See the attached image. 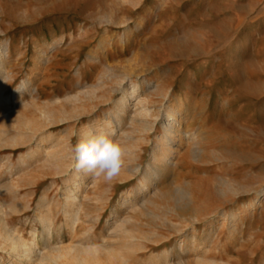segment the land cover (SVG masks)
<instances>
[{"label": "rangeland", "instance_id": "1", "mask_svg": "<svg viewBox=\"0 0 264 264\" xmlns=\"http://www.w3.org/2000/svg\"><path fill=\"white\" fill-rule=\"evenodd\" d=\"M139 22L138 29H130ZM2 53L0 135L20 138L15 145L0 141V202L6 210L10 202L15 205L7 216L9 226L26 237L37 227L35 207L45 194L55 224H62L64 245L103 238L134 264H157L164 253L172 264H264V194L236 220L230 241L228 229L218 226L226 223L222 211L239 212L252 201L249 188H264V0H0ZM132 80L142 82L138 98L147 100L151 112L162 100L157 93H172L163 102H173L187 133L173 142L176 152L158 186L187 189L191 210L183 204L176 212L168 210L159 197L147 203L152 186L145 196L134 190L140 174H128V167H146L153 135L150 142L142 140L140 118L134 115L140 105H130L122 133L117 130L126 149L123 179L83 172L81 219L71 230L59 211L70 182L38 157L17 167V157L37 146V135H67L73 147L80 127L92 124L97 133L109 120L110 97L119 96L116 84L126 87ZM22 82L27 88L14 100L12 93ZM72 94L78 98L65 99ZM72 110L78 117L43 126L44 111ZM6 114L17 121L3 119ZM27 119L39 128L32 139L23 137L25 129L18 124ZM134 191L139 196L129 197L132 205H122L121 193ZM209 211L215 215L204 216ZM191 213L201 220L192 223ZM208 232L214 239L206 242ZM190 235L196 248L182 254L179 244L189 247ZM8 257L0 252V263L15 264Z\"/></svg>", "mask_w": 264, "mask_h": 264}, {"label": "bare ground", "instance_id": "2", "mask_svg": "<svg viewBox=\"0 0 264 264\" xmlns=\"http://www.w3.org/2000/svg\"><path fill=\"white\" fill-rule=\"evenodd\" d=\"M139 26H140V22L130 29L131 30L136 28L138 29ZM5 49L6 47L3 48V50ZM2 57H3V53L0 54V66H1ZM2 73L3 71L0 68V74ZM5 73H3V76L1 75L2 77H0V99H2L1 97L5 93L2 91L6 79ZM141 83L132 80L128 83L126 87L123 84L117 83L116 90L119 91V96L110 97L111 98L110 103H113V106H111L112 110L106 113V116L107 118H109V120H106L103 125L101 123L102 127L100 126L101 127L100 129L98 126L99 130L98 132L96 131L97 133H93L92 124H88L85 127L84 126L80 127L79 128L80 130L77 134L78 141L87 138L90 134H99L101 132L108 134L115 132L118 137H121L119 136L120 135L119 131L120 133H122L120 126L121 123L125 120L124 114L130 112V107H131L130 105L132 106L140 105V108L136 107L137 109H139V111L136 112V114H134L136 115V118L137 117L140 118L139 130L142 133V134L140 133L141 134L140 136H142V140L147 143L151 141V136L153 135L152 136L153 150L151 151V156L150 159L148 160L146 167L142 168V170L139 169L140 164H135L133 166L128 165L129 166L127 171L128 174L130 173L140 174V177L137 181L138 183L134 190L141 192L143 194L142 196H145V190H149V188L152 186V190H151L152 196H148L147 198L145 197L146 198L145 201L147 203H154L152 198L159 197L160 199L162 198L164 201L167 202V204L165 205L168 210L176 212V210L179 207H181L182 204L185 205L188 210L189 209L191 210V206L189 204L190 203L189 191L187 189H185L182 186H175L171 189L169 188L162 189V187L160 188V186H158V182L163 179V176L165 175L168 167L171 164L170 162H172L171 159L173 157V154L176 152V150H174L175 148L172 146L173 142L178 138V136L181 139L182 136L181 134L183 133L186 134L187 130L186 131L181 130L180 121H177L179 111L173 108L174 105L172 104L173 102L170 101L171 103V104L169 103L170 105L169 104L165 105V102H163L165 98L172 99L173 98V96H171L172 93L168 91H165L163 93H157L162 98V100L160 103L158 102L159 105L156 108L157 110L151 112L150 108L146 106L145 101L147 100L145 98H144L145 100L139 99L140 98L139 95L141 94L140 93L141 85H142ZM26 88H27L26 82H22L21 84H19L12 93L13 99L19 100L21 98V95L25 92ZM77 98L78 97L73 94L65 97V99L67 100H71V99L74 100ZM185 102H187V99H185L183 103ZM136 108L132 111L133 113L135 112V110L137 111ZM14 111L15 114L17 115L16 113L17 110L15 109ZM78 115L79 113L76 112V110L60 111L58 113L44 111V113L42 114L43 126H48L56 122H61L64 119L78 117ZM134 117L135 116L129 115L128 120L129 121L134 120ZM16 118L18 117L6 114L4 115L3 119H6L8 120V122L13 123L17 121ZM32 122L29 121L28 119L19 120L18 123L19 126L25 129V132L24 133L22 132L23 133L22 135L26 139H30V138L32 139L33 135L35 134V131L39 129ZM158 122L160 123V125L157 127L156 124ZM2 136L3 135H0V141L3 142L4 144L7 143L9 145H15L20 142V138L17 136H9L6 138ZM51 137L52 135L50 134H45L41 136L37 135L34 138L37 142V146H35V148H29L25 153H22L20 156H18L16 161L17 163L16 166L18 167V166L26 165L30 160H33L37 157L38 159L40 158L43 165H49V164L55 165L54 174L63 177V180L65 182L69 181L70 185H72V187H66L65 189H63L62 200L60 203L59 211L63 215V218L66 221V225L69 226L71 230L75 231L77 224L81 219L80 208H82V206L81 205L79 206L78 204V199H79L78 195H79V189L81 187L80 184L81 176L85 171L77 170V168L75 167V161L73 159V153H72V146H70L67 142V138H68L67 135L59 138L55 137V139L54 138L51 139ZM124 137L129 139L130 136L124 135ZM140 144H136L135 147L139 149L141 147ZM59 145L61 146L58 147L57 149L56 147ZM48 147L50 148V150L47 149ZM122 174L123 173L120 172V174L116 177L117 180L120 181L123 179ZM249 189L252 192V197H251L252 201L243 203L242 207L239 209L240 213L237 212L236 210H232L229 213H225L223 211L222 213H220L222 218L225 219L226 223L225 224L221 223L218 226H221L222 228L224 226L228 229L229 231L227 238L228 241H230L234 237V234L237 231L238 226L236 225V220L239 218V216H243L245 213H247V211L252 209L255 206V203L259 200L258 198L264 194L263 192L264 188L254 187ZM3 191L4 189L0 185V196L2 195ZM135 191L132 194L130 192L121 193L120 197L123 200L121 201V204L126 206L127 208L130 207L133 201L129 197L131 195H138L135 193ZM261 191L263 192L262 194ZM145 201H143V203ZM49 206L50 204L46 195L42 194L39 198L37 207H35L36 208L35 221L37 223V227L35 226L31 227L27 236L25 237L18 228L9 226L7 224V216L11 211L14 210L15 205L10 202L8 204V210H6L5 205L2 202H0V252H2L3 254H7L9 256L8 258L11 259L12 263L15 264H134L131 263L132 260L129 261V259L126 256H124L120 251L116 250V248H113V242L102 240L103 238L96 243L90 242L88 244H83V245L82 244L75 245V243L74 244L71 243L68 245H64L62 243L64 237L61 231L62 224L60 225L55 224L56 217L49 210ZM134 207L137 206L135 205ZM141 208L142 207H140V209ZM129 210L130 209H128V212ZM207 215H215V214H213L212 211H209L204 214V216ZM189 217L192 218V223H194V221L198 222L201 220L199 218H195V216H193L192 213L189 214ZM112 227L111 229H113L115 225L113 228ZM109 231L111 230L109 229ZM204 237H205L204 240L208 242L211 240L213 236L211 233L208 232ZM212 239H214V237ZM188 240L189 241L187 242H189L190 245L189 247H187L186 245L184 246V244H179L180 252H182V254H184L183 252L185 251H189L190 249L196 248V246H194L195 244L194 242L196 240L195 236L190 235L188 237ZM184 247L185 250L183 249ZM122 248H127V247L124 245ZM160 256L161 255H159L158 257L160 258ZM166 256H167L166 253H164L162 254L161 257V259H165L166 261L165 260L159 261V258H157L158 263L156 261L155 262L157 264H170L171 262L170 263L168 262L170 260L167 261V259L169 258L166 259ZM176 264H184V263L178 261V263ZM196 264H224V263L216 262V261H208V262L197 261Z\"/></svg>", "mask_w": 264, "mask_h": 264}, {"label": "clouds", "instance_id": "3", "mask_svg": "<svg viewBox=\"0 0 264 264\" xmlns=\"http://www.w3.org/2000/svg\"><path fill=\"white\" fill-rule=\"evenodd\" d=\"M77 170L111 181L117 177L125 163L126 149L115 132L90 134L72 147Z\"/></svg>", "mask_w": 264, "mask_h": 264}]
</instances>
